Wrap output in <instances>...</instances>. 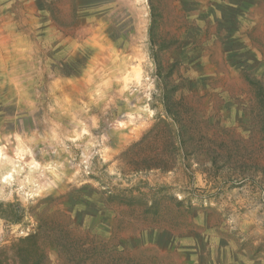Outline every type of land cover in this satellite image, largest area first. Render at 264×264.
Returning <instances> with one entry per match:
<instances>
[{
  "label": "rangeland",
  "instance_id": "rangeland-1",
  "mask_svg": "<svg viewBox=\"0 0 264 264\" xmlns=\"http://www.w3.org/2000/svg\"><path fill=\"white\" fill-rule=\"evenodd\" d=\"M0 264H264V0H0Z\"/></svg>",
  "mask_w": 264,
  "mask_h": 264
},
{
  "label": "trees",
  "instance_id": "trees-1",
  "mask_svg": "<svg viewBox=\"0 0 264 264\" xmlns=\"http://www.w3.org/2000/svg\"><path fill=\"white\" fill-rule=\"evenodd\" d=\"M22 216L21 217H13V219H11V220H13L14 222H20L22 219ZM3 218H6V217L3 216Z\"/></svg>",
  "mask_w": 264,
  "mask_h": 264
}]
</instances>
